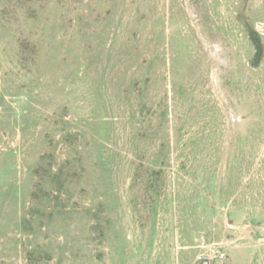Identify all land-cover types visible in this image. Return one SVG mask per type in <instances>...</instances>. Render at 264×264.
<instances>
[{
  "label": "rangeland",
  "instance_id": "rangeland-1",
  "mask_svg": "<svg viewBox=\"0 0 264 264\" xmlns=\"http://www.w3.org/2000/svg\"><path fill=\"white\" fill-rule=\"evenodd\" d=\"M201 238L264 264V0H0V264Z\"/></svg>",
  "mask_w": 264,
  "mask_h": 264
},
{
  "label": "built area",
  "instance_id": "built-area-1",
  "mask_svg": "<svg viewBox=\"0 0 264 264\" xmlns=\"http://www.w3.org/2000/svg\"><path fill=\"white\" fill-rule=\"evenodd\" d=\"M197 248L199 249V253L194 264H225L227 256L219 244L207 242L201 238Z\"/></svg>",
  "mask_w": 264,
  "mask_h": 264
},
{
  "label": "crops",
  "instance_id": "crops-1",
  "mask_svg": "<svg viewBox=\"0 0 264 264\" xmlns=\"http://www.w3.org/2000/svg\"><path fill=\"white\" fill-rule=\"evenodd\" d=\"M198 242H199V241H198ZM198 242H197V244H196V246H195L196 248H197ZM197 249H198V248H197ZM198 253H199V249H198ZM197 255H198V254H197ZM196 257H197V256H196ZM196 257H195V259H196ZM195 259H194V261H193V263H192V264H194V262H195ZM227 261H228V260L226 259V264H227Z\"/></svg>",
  "mask_w": 264,
  "mask_h": 264
}]
</instances>
